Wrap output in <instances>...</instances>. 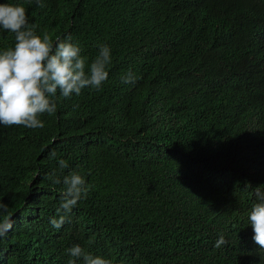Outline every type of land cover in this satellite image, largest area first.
<instances>
[{"label":"trees","instance_id":"obj_1","mask_svg":"<svg viewBox=\"0 0 264 264\" xmlns=\"http://www.w3.org/2000/svg\"><path fill=\"white\" fill-rule=\"evenodd\" d=\"M0 3L53 44L70 34L86 74L111 50L101 88L58 89L42 129L0 124V264H82L76 244L110 264H264L248 219L264 191V0ZM14 44L0 27V51ZM71 171L89 191L65 214Z\"/></svg>","mask_w":264,"mask_h":264},{"label":"clouds","instance_id":"obj_2","mask_svg":"<svg viewBox=\"0 0 264 264\" xmlns=\"http://www.w3.org/2000/svg\"><path fill=\"white\" fill-rule=\"evenodd\" d=\"M43 7V0H34ZM0 27L15 34L14 47L0 51V124L4 126H23L30 129H42L44 122L41 114L56 112V103L50 99L59 89L60 94L69 98L80 95L82 89L89 87L99 90L108 78L107 66L111 62L110 48L100 45L97 56L92 60L88 73L85 71V58L81 48L74 43L69 34L63 39L51 42L47 34L35 32L30 25L26 10L19 4L0 3ZM136 77L130 71L121 77V83L131 84ZM50 156L54 158L53 151ZM61 169L67 168L65 160H59ZM54 175V174H53ZM51 179L52 177L49 176ZM54 184L61 180L55 178ZM65 186L60 193V209L70 213L89 188L83 176L76 171L63 177ZM257 201L249 212V223L253 228V240L264 249V191L255 190ZM58 209V211L60 210ZM0 212H7V205L0 203ZM65 222V216L51 218L50 223L59 229ZM12 227L11 216L0 221V239L7 236ZM227 240L221 234L214 247L220 248ZM70 256L82 259V264H110L101 256L86 252L79 244L66 250ZM69 264H76L70 260Z\"/></svg>","mask_w":264,"mask_h":264}]
</instances>
